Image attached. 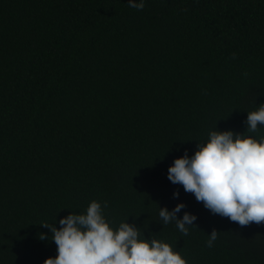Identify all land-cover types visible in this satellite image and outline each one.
<instances>
[{"label": "trees", "instance_id": "trees-1", "mask_svg": "<svg viewBox=\"0 0 264 264\" xmlns=\"http://www.w3.org/2000/svg\"><path fill=\"white\" fill-rule=\"evenodd\" d=\"M128 2L0 0V264L55 257L40 224L93 200L187 264H264V222L213 214L168 179L264 103V0ZM179 203L197 216L187 236L159 217Z\"/></svg>", "mask_w": 264, "mask_h": 264}, {"label": "clouds", "instance_id": "clouds-1", "mask_svg": "<svg viewBox=\"0 0 264 264\" xmlns=\"http://www.w3.org/2000/svg\"><path fill=\"white\" fill-rule=\"evenodd\" d=\"M146 0H129L128 6L143 10ZM244 133L233 130L209 133L206 142H198L196 151L185 150L168 169V179L193 193L198 202L213 214L227 217L240 226L264 222V136L257 138L258 127H264V103L248 112ZM179 191L174 193L178 198ZM104 205L90 202L83 214L71 212L59 220L61 227L40 224L49 228L51 240L57 245V255L44 264H187L180 251L144 232L128 219L113 228L104 214ZM186 205L179 203L171 211L161 208L163 225L175 222L183 236L189 235L197 216L178 213ZM217 230L209 234L208 247L218 239ZM41 240L48 239L46 234Z\"/></svg>", "mask_w": 264, "mask_h": 264}]
</instances>
